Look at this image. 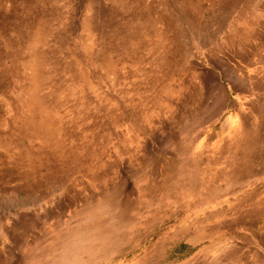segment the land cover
Returning a JSON list of instances; mask_svg holds the SVG:
<instances>
[{
  "label": "rangeland",
  "instance_id": "rangeland-1",
  "mask_svg": "<svg viewBox=\"0 0 264 264\" xmlns=\"http://www.w3.org/2000/svg\"><path fill=\"white\" fill-rule=\"evenodd\" d=\"M262 58L264 0H0V264H264V129L175 188Z\"/></svg>",
  "mask_w": 264,
  "mask_h": 264
},
{
  "label": "bare ground",
  "instance_id": "bare-ground-1",
  "mask_svg": "<svg viewBox=\"0 0 264 264\" xmlns=\"http://www.w3.org/2000/svg\"><path fill=\"white\" fill-rule=\"evenodd\" d=\"M243 67V77L246 78L244 82L247 81V85L251 83L256 92L254 90H246V88L243 91L238 85H230V89L238 97V101L234 106L226 105L225 113L228 114L220 123L218 136L213 140L207 137V134L199 132L201 135L197 136L196 141L190 145L194 154L186 157L185 160L184 158H175L178 162H183L184 160L193 163L192 167L187 169L177 167L176 190L188 189L189 183H192L198 175V169L195 166L200 160L211 165L219 162L223 163L225 169L222 172L225 174H229L231 171H233L232 173H247L255 168L256 152L262 141L264 129V97L260 98L262 93L258 95L259 92H264V58L260 59L256 65L244 64ZM231 68H229L230 71L227 73H231L233 69ZM247 88H250V86ZM202 99L203 96L201 94L199 95L198 102H201ZM199 139L202 141L200 140V142ZM208 170L210 174L206 175L207 179L202 185V188L205 190L206 188H215L211 183L215 181L213 178L215 174H219L216 169H212L211 167ZM198 192H200V189L190 191L188 203H190V200L195 203L197 198L199 199L198 202H203L202 197L198 196Z\"/></svg>",
  "mask_w": 264,
  "mask_h": 264
}]
</instances>
